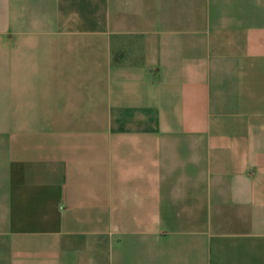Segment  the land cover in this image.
Instances as JSON below:
<instances>
[{
    "label": "crops",
    "instance_id": "obj_1",
    "mask_svg": "<svg viewBox=\"0 0 264 264\" xmlns=\"http://www.w3.org/2000/svg\"><path fill=\"white\" fill-rule=\"evenodd\" d=\"M0 36V264H264V0H0Z\"/></svg>",
    "mask_w": 264,
    "mask_h": 264
},
{
    "label": "rangeland",
    "instance_id": "obj_2",
    "mask_svg": "<svg viewBox=\"0 0 264 264\" xmlns=\"http://www.w3.org/2000/svg\"><path fill=\"white\" fill-rule=\"evenodd\" d=\"M0 39H1V36H0ZM1 42V41H0ZM1 44V43H0ZM1 49V48H0ZM11 48H8V47H5V50H9ZM7 56L5 57V59H3L2 57H0V72L2 73V70H5V74L8 75V71L11 72L12 71V57L10 56L8 58V61H7ZM3 61V62H2ZM9 76V75H8Z\"/></svg>",
    "mask_w": 264,
    "mask_h": 264
}]
</instances>
